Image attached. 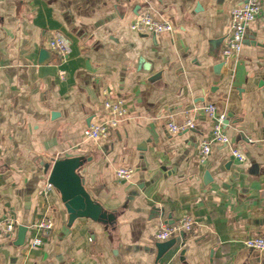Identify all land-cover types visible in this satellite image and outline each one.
Returning <instances> with one entry per match:
<instances>
[{"label":"crops","instance_id":"0c3cea01","mask_svg":"<svg viewBox=\"0 0 264 264\" xmlns=\"http://www.w3.org/2000/svg\"><path fill=\"white\" fill-rule=\"evenodd\" d=\"M244 2L0 0V219L17 221L12 236L0 234V264H264L244 244L264 237V13L241 54L223 56L230 12ZM146 8L175 31L132 32ZM57 34L71 44L64 60L48 48ZM105 91L129 115L108 140L86 141ZM211 103L230 144L201 162ZM186 119L194 129L169 132ZM75 160L65 181L50 183L56 163ZM120 168L134 169L132 179L119 182ZM78 188L99 216L70 212ZM187 214L192 232L154 239L162 222ZM43 219L53 223L47 236L33 227Z\"/></svg>","mask_w":264,"mask_h":264},{"label":"built area","instance_id":"2783aa9c","mask_svg":"<svg viewBox=\"0 0 264 264\" xmlns=\"http://www.w3.org/2000/svg\"><path fill=\"white\" fill-rule=\"evenodd\" d=\"M263 13V0H245L242 5L236 6L231 10L230 29L226 48L223 52L225 60L241 54L247 31ZM129 29L137 34L154 36L165 33L172 34L175 31L172 22L160 16L153 8H146L139 12L135 20L130 24ZM48 48L59 60H64L71 52L70 41L62 34L55 35L48 42ZM104 95L101 120L91 122L84 130L83 138L86 141L101 143L108 140L110 135L118 129L121 122L129 115V110L121 99L113 97L107 91L104 92ZM202 110L213 121L211 138L203 140L200 144V161L206 162L212 153L214 144L229 145L230 139L225 133L227 126L226 115L218 112L217 106L212 103L204 105ZM167 128L171 134H179L194 129L195 124L191 119H186L182 124L170 121L167 124ZM232 155L240 163L247 161L246 156L236 149L232 150ZM134 173V169L120 168L116 172V178L119 182H127L132 179ZM47 188L51 189L52 185L49 184ZM195 224L194 218L188 214L173 224L162 222L154 233V239L161 243L167 242L180 234L192 232ZM33 227L40 231L43 236H47L53 230V223L49 219H43ZM16 229L17 221L13 217L7 216L0 219V234L12 236ZM32 244L35 247H40L44 245V241L42 238H35ZM244 244L247 249L264 252V237L262 236L248 238Z\"/></svg>","mask_w":264,"mask_h":264},{"label":"water","instance_id":"95a60500","mask_svg":"<svg viewBox=\"0 0 264 264\" xmlns=\"http://www.w3.org/2000/svg\"><path fill=\"white\" fill-rule=\"evenodd\" d=\"M222 67H223V63L218 65L217 69L222 68ZM80 164L81 162H78L76 160L74 162H69V163H61V162L56 163L53 173L49 179L50 183L56 184L58 182L65 181L68 178V173H69L67 171L68 168L70 167V170L72 171L74 169H77ZM45 167L48 171L50 168V165L46 164ZM77 192L78 194L75 197H73L71 200H69L67 204L70 212H72L73 214L85 215V216H90V217L99 216L100 214L97 212L96 205L94 204V202L86 198L81 188H78ZM105 217L106 216L103 214L102 218L104 219ZM160 245L163 246V244H159V246Z\"/></svg>","mask_w":264,"mask_h":264}]
</instances>
